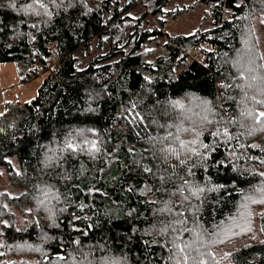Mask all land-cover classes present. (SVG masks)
I'll return each mask as SVG.
<instances>
[{
  "label": "trees",
  "instance_id": "1",
  "mask_svg": "<svg viewBox=\"0 0 264 264\" xmlns=\"http://www.w3.org/2000/svg\"><path fill=\"white\" fill-rule=\"evenodd\" d=\"M138 1L0 0V63L47 73L0 116V167L24 189L0 196V264H221L246 238L224 260L264 264V64L243 44L264 0H198L214 25L153 59L161 29L115 39ZM143 1L159 16L171 0ZM94 39L110 49L80 69Z\"/></svg>",
  "mask_w": 264,
  "mask_h": 264
},
{
  "label": "rangeland",
  "instance_id": "2",
  "mask_svg": "<svg viewBox=\"0 0 264 264\" xmlns=\"http://www.w3.org/2000/svg\"><path fill=\"white\" fill-rule=\"evenodd\" d=\"M212 5L213 4L200 3L198 0H171L168 6L165 7L163 14L155 16L149 12L145 2L139 0L123 14V16L130 18V22L121 26L115 39L120 41L121 45H123L128 42L130 36L135 33L136 29H141L142 32L147 30L151 31L156 28L161 29L164 34L145 43L141 50V52L153 59L163 52L162 49L168 42L169 36H187L197 31L210 29L214 25V18L210 14ZM145 13H147V15L142 23L138 24L137 20L141 19ZM243 22L245 27L249 28L254 35L253 41L251 42L248 36L244 35L245 41L243 44L248 46L254 43L259 51L261 61L264 64V13L252 16L247 15L244 17ZM109 43L100 48L98 40L94 39L86 49L78 50L75 53V57L80 69L88 67L91 61L99 54H106L110 49ZM249 55L252 56V53L245 47V50L242 51V54H240L238 58V64L244 66L246 69H248L246 62H248ZM45 71L46 70H42L36 77L27 78V69L21 64L14 62L0 63V116H2L9 107L13 108L23 105L25 102L34 98L39 86L47 75ZM220 100H222L221 95ZM11 161L15 168L18 169L17 161L14 158ZM23 191V188L15 187L11 184L9 174L5 168L0 167V196L3 194L15 196ZM15 212L16 225H25L24 216L17 211ZM254 223L255 236L260 238L261 232L258 220L255 219ZM250 239L252 238L236 240L218 249L216 255L218 260L221 261V264H228V262L224 260L225 257L227 258V254L240 247L243 242H249Z\"/></svg>",
  "mask_w": 264,
  "mask_h": 264
},
{
  "label": "snow or ice",
  "instance_id": "3",
  "mask_svg": "<svg viewBox=\"0 0 264 264\" xmlns=\"http://www.w3.org/2000/svg\"><path fill=\"white\" fill-rule=\"evenodd\" d=\"M34 2L37 3V4L39 5L40 8H44V7H45V5H44L43 3L40 2V0H34ZM13 6H14V5H13ZM29 7H31V5H29ZM260 116H261V117H264V112L260 113ZM215 135H217V134H216V133H213V136H215ZM224 135H226V136L228 135L227 131H225ZM177 138H178V137H177ZM165 139H167V137H165ZM191 143H196V141H192ZM68 147L72 148V145L69 144ZM180 147H181V148H186L187 145H185L183 142H181ZM203 147L207 149V148H209V145H208V144H204ZM93 149H95V150L98 151V149L96 148L95 145H93ZM73 151H75L74 148H73ZM197 155H199V153H197ZM261 175H264V173H261ZM199 190H200V191H203V189H199ZM181 251H183V249H181Z\"/></svg>",
  "mask_w": 264,
  "mask_h": 264
}]
</instances>
